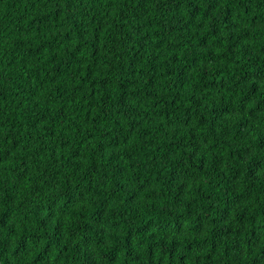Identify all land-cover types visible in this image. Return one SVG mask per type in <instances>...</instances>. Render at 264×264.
<instances>
[{"label": "trees", "instance_id": "1", "mask_svg": "<svg viewBox=\"0 0 264 264\" xmlns=\"http://www.w3.org/2000/svg\"><path fill=\"white\" fill-rule=\"evenodd\" d=\"M0 264H264V0H0Z\"/></svg>", "mask_w": 264, "mask_h": 264}]
</instances>
